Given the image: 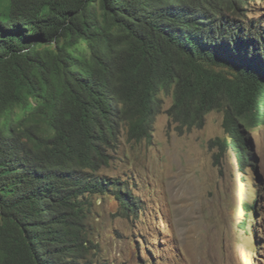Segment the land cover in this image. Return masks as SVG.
Returning <instances> with one entry per match:
<instances>
[{"label": "trees", "instance_id": "obj_1", "mask_svg": "<svg viewBox=\"0 0 264 264\" xmlns=\"http://www.w3.org/2000/svg\"><path fill=\"white\" fill-rule=\"evenodd\" d=\"M252 1L0 0V264H85L88 196L140 217L142 199L100 170L122 129L153 139L163 92L180 132L221 111V153L251 159L244 127L264 123Z\"/></svg>", "mask_w": 264, "mask_h": 264}, {"label": "rangeland", "instance_id": "obj_2", "mask_svg": "<svg viewBox=\"0 0 264 264\" xmlns=\"http://www.w3.org/2000/svg\"><path fill=\"white\" fill-rule=\"evenodd\" d=\"M251 4L249 15L264 20V0ZM162 97L153 139L129 140L122 129L110 166L100 170L142 199L140 217L120 212L114 193L85 198L84 263L264 264V123L244 127L252 157L239 162L231 146L221 153L217 143L226 134L223 112L180 132L167 113L171 93ZM243 203L252 206L248 215Z\"/></svg>", "mask_w": 264, "mask_h": 264}]
</instances>
